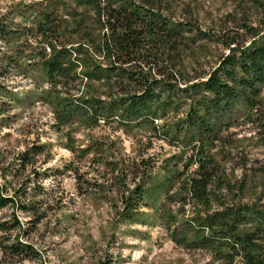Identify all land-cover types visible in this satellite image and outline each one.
<instances>
[{
	"label": "trees",
	"instance_id": "1",
	"mask_svg": "<svg viewBox=\"0 0 264 264\" xmlns=\"http://www.w3.org/2000/svg\"><path fill=\"white\" fill-rule=\"evenodd\" d=\"M235 1L237 13L230 14L250 38L232 36L224 42L228 52L206 73L192 72L199 60L195 53L185 55L188 46L183 44L187 40L193 44L196 36L208 34L193 26L190 32H196L195 36H187L185 21L174 20L165 11L167 0H84V12L68 14L73 20L56 14L63 7L52 8L49 0L41 19L23 34L26 44H33L28 43L32 36L37 42L29 60L43 67L48 81L60 87L58 94L75 91L73 96L83 102V106L70 104L67 97H58L56 107L62 120L80 115L88 123L118 119L125 126L154 125L158 109L179 95L189 102L180 128L187 131L183 141L185 146L192 145L191 153L185 156L184 169L173 171L163 182L170 181L173 188L178 185L174 197L180 206L168 212L164 222L177 243L207 248L225 264H264V163L248 158V151L241 148L238 161L227 166L234 146L222 136L221 122H214L215 115L240 107L245 118L258 125L255 135L264 145V0ZM251 17L257 25L249 23ZM13 32L22 33L0 24L3 41L8 42ZM5 61L19 65L18 60L3 56L1 62ZM97 82L108 91L98 92L99 87L93 86ZM29 155L23 152L18 165L26 167ZM111 165V186L119 191L116 217L120 222L132 219L142 207L151 164L135 156L127 161L120 157ZM7 181L13 188L0 182V211L12 205L37 215L32 202L18 198L27 188ZM10 189L13 194L7 193ZM179 212L186 217L175 224ZM18 228L22 220L15 211L10 219L0 217L4 235ZM19 235L10 234L13 239L0 235L4 254L35 253Z\"/></svg>",
	"mask_w": 264,
	"mask_h": 264
},
{
	"label": "rangeland",
	"instance_id": "2",
	"mask_svg": "<svg viewBox=\"0 0 264 264\" xmlns=\"http://www.w3.org/2000/svg\"><path fill=\"white\" fill-rule=\"evenodd\" d=\"M47 1L0 0V24L22 32H13L8 42L0 38V182L11 180L17 187L23 184L27 192L18 198L38 209L37 215L12 205L0 211L3 219H10L15 211L22 220L21 230L5 235L0 231V235L13 239L10 234L19 232L20 239L36 250L34 254L12 255L4 254L0 247V264H104L108 259L111 264H225L207 248L177 243L164 222L171 214L168 212L180 206L174 197L178 185L173 188L170 181L163 182L173 171L184 169L185 156L191 153L192 145L185 146L183 141L187 131L180 128L189 102L179 95L175 102L158 109L156 128L150 123L125 126L118 119L88 123L80 115L69 121L59 118L58 97H67L70 104L83 106V102L73 96L75 91L58 94L60 87L48 81L43 67L29 60L30 49L37 42L32 36L28 43L33 44H26L23 34L41 19ZM167 1L165 11L174 20L185 21L187 36H195L196 32H190L193 26L208 34L196 36L193 44L182 41L188 46L185 55L195 53L199 60L193 73L212 71L221 54L228 52L224 42L232 36L250 38L231 15L237 13L235 0ZM58 6L63 9L56 14L70 20L74 17L69 13L86 10L84 0H52L51 7ZM249 23L257 25L254 17ZM3 56L18 60L19 65L1 62ZM93 86L99 87L100 93L108 91L99 82ZM214 118L222 124V136L234 146L227 166L238 161L241 148L248 151V158H260L264 163V145L255 135L258 125L245 118L244 110L234 108ZM25 151L30 152L26 167L18 165ZM135 156H143L152 173L140 211L120 222L115 210L119 191L111 186V162ZM185 217L179 212L175 224ZM178 233L179 239L184 229Z\"/></svg>",
	"mask_w": 264,
	"mask_h": 264
}]
</instances>
